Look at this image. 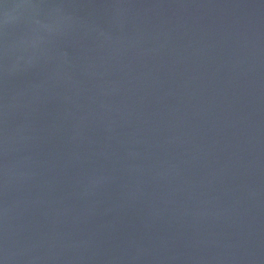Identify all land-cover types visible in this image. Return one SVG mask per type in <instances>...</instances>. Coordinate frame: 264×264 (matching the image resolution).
Here are the masks:
<instances>
[{
    "label": "water",
    "instance_id": "95a60500",
    "mask_svg": "<svg viewBox=\"0 0 264 264\" xmlns=\"http://www.w3.org/2000/svg\"><path fill=\"white\" fill-rule=\"evenodd\" d=\"M0 264H264V0H0Z\"/></svg>",
    "mask_w": 264,
    "mask_h": 264
}]
</instances>
